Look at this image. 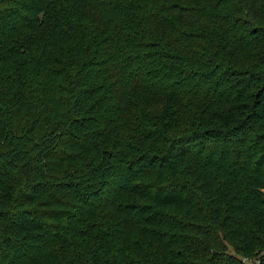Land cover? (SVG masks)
I'll list each match as a JSON object with an SVG mask.
<instances>
[{
	"label": "trees",
	"instance_id": "obj_1",
	"mask_svg": "<svg viewBox=\"0 0 264 264\" xmlns=\"http://www.w3.org/2000/svg\"><path fill=\"white\" fill-rule=\"evenodd\" d=\"M264 264V0H0V264Z\"/></svg>",
	"mask_w": 264,
	"mask_h": 264
},
{
	"label": "rangeland",
	"instance_id": "obj_2",
	"mask_svg": "<svg viewBox=\"0 0 264 264\" xmlns=\"http://www.w3.org/2000/svg\"><path fill=\"white\" fill-rule=\"evenodd\" d=\"M249 263H250V264H254V262H252V261H249Z\"/></svg>",
	"mask_w": 264,
	"mask_h": 264
}]
</instances>
